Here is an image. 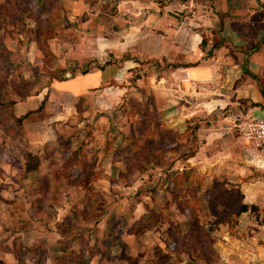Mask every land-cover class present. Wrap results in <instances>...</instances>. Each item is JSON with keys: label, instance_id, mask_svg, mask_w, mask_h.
Returning a JSON list of instances; mask_svg holds the SVG:
<instances>
[{"label": "rangeland", "instance_id": "374dc122", "mask_svg": "<svg viewBox=\"0 0 264 264\" xmlns=\"http://www.w3.org/2000/svg\"><path fill=\"white\" fill-rule=\"evenodd\" d=\"M42 1L0 0V112H29L19 126L0 116V264H204L185 245L220 264L223 244L226 264L264 260L247 238L257 227H238L257 215L238 186L263 172L243 167L231 142L236 165L204 162L211 118L189 112L209 96L169 68L163 56L175 48L153 53L142 40L175 45L177 21L151 28L139 20L148 7L132 1L50 0L52 13ZM76 68L92 72L77 77ZM248 209L252 217L241 216Z\"/></svg>", "mask_w": 264, "mask_h": 264}, {"label": "crops", "instance_id": "0c3cea01", "mask_svg": "<svg viewBox=\"0 0 264 264\" xmlns=\"http://www.w3.org/2000/svg\"><path fill=\"white\" fill-rule=\"evenodd\" d=\"M122 1H132L134 4L148 7L147 13L139 20L152 21L151 28L158 27L159 23H162L168 17L177 21L178 26L174 31L179 34L176 35L175 45H173V42L169 44L170 41L165 40L160 45L153 46L152 39L148 40V35L142 36L144 37L142 40L145 39L144 44L150 42L149 45H146V49L153 53L164 51L165 54L166 51L175 48V55L171 59L165 55L163 56L166 57L165 60L167 59L169 68L189 72L192 84L199 82L201 85L199 90H205L204 93L206 94L204 95L209 96L210 99L194 104V107L191 108L192 111L189 112L190 118L195 114L210 117L212 123L209 124V121L204 123L205 132L208 133L207 138L211 135L219 138L216 143H212L204 136L202 141L208 143V146L204 144L203 147L214 149V152L205 153L204 162L218 161L219 164H225L226 166L237 163H231L228 160L234 158L236 161L237 158V155L236 157L231 156L234 154L233 150H229L228 143L231 142L232 147L235 143L240 146L239 150L242 158L239 162L242 163L243 167H256L264 174V147L254 149L250 143L246 144L243 140L245 144L238 143L241 140L240 138H243V134L239 135L238 122L234 121L240 115L243 118L251 115L258 117L264 115V0ZM186 7L191 10V14L182 15V10L187 9ZM173 9L177 10L176 13L180 12L179 18L166 12H171ZM176 15L178 16V14ZM129 61L137 65L135 59H129ZM96 67L97 69L102 68L99 65ZM77 69L80 75L77 77H85L92 72L90 68H76L72 72L74 75H77ZM72 73L70 72L67 75L71 77ZM208 76H211L212 80ZM207 80L211 82L207 83ZM92 81L89 78L87 84ZM199 100L201 101V98ZM208 106L212 108L209 109ZM24 107L17 106L16 109L22 111ZM160 113L161 117L165 119L163 112L160 111ZM15 115L21 116L23 114ZM28 115L25 119L28 118ZM182 115H185L184 112L179 110L176 115L172 114L166 119L172 117V120L176 121V116ZM214 118L216 119L214 120ZM196 119L198 120V118ZM32 148L34 147L31 146L30 151ZM237 166L242 167L241 165ZM252 178L243 180L238 187L243 203L253 205L256 208L257 215L255 214V218L252 220L249 219L245 223H239L238 227L247 230L250 225L257 227L254 230L256 235L247 232L248 239L250 236L251 239H255V242H253L255 244H251L254 248L246 246L251 248L253 251L251 253L264 257V175L257 179ZM28 199V204L35 202L36 192L32 193V196ZM249 209L243 211L241 216L248 215L247 218H251ZM259 219L261 222H259ZM205 227H207V224H205ZM226 237L231 240L234 238L230 231ZM219 241L221 239H218L216 243L218 244ZM242 242L249 244L243 240ZM216 246L213 245V248L217 251ZM222 249L224 252L218 253L220 264H226V261L231 262L230 255L227 254L229 251L227 246L223 244ZM183 253L193 261H203L204 264H209L202 256L198 257L185 251ZM180 256H184V254ZM183 262L179 261L181 264Z\"/></svg>", "mask_w": 264, "mask_h": 264}, {"label": "built area", "instance_id": "2783aa9c", "mask_svg": "<svg viewBox=\"0 0 264 264\" xmlns=\"http://www.w3.org/2000/svg\"><path fill=\"white\" fill-rule=\"evenodd\" d=\"M237 127L254 149L264 147V115L247 116L238 122ZM244 264H264V260L250 256Z\"/></svg>", "mask_w": 264, "mask_h": 264}, {"label": "trees", "instance_id": "16d2710c", "mask_svg": "<svg viewBox=\"0 0 264 264\" xmlns=\"http://www.w3.org/2000/svg\"><path fill=\"white\" fill-rule=\"evenodd\" d=\"M41 11L42 10H46V11H48L49 13H52V12H54L55 11V9H56V3H52V1H50V0H43L42 2H41ZM1 9H2V5L0 4V11H1ZM43 105V104H42ZM40 108V107H39ZM29 114V112H27V113H25V114H23V115H21V116H16L13 112L12 113H7L6 112V110H1V112H0V116L3 118V117H8V118H11L13 121H14V123L15 124H18L17 126H19L21 123H22V121L27 117V115ZM7 124H4V126H6ZM131 136H133L134 137V135H133V132H131ZM67 161H69L70 163L72 162V161H70V160H67ZM93 164V163H92ZM55 174H57V172H55ZM39 190H42V187L39 189ZM40 196H42V192L41 191H37V193H36V198H37V200H39L41 197ZM40 201V200H39ZM155 223V222H154ZM114 225L115 224H111V226H110V234L113 236V237H117L118 235H119V232H116V229L114 228ZM200 228L201 229H203L204 227L203 226H200ZM127 232L129 233V234H132L134 231L132 230V229H130V231L129 230H127ZM183 251H185V252H189V253H193V254H195V255H197L198 257L200 256V254H198L197 252H196V250H194V249H192L191 247H189L188 245H185L183 248ZM99 253V252H98Z\"/></svg>", "mask_w": 264, "mask_h": 264}]
</instances>
